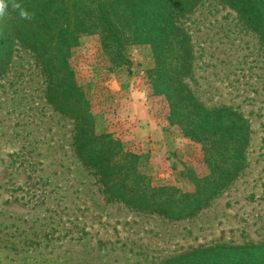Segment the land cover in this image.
<instances>
[{"label":"rangeland","instance_id":"obj_1","mask_svg":"<svg viewBox=\"0 0 264 264\" xmlns=\"http://www.w3.org/2000/svg\"><path fill=\"white\" fill-rule=\"evenodd\" d=\"M181 25L195 50L190 84L208 106H231L253 132L248 167L195 217L170 221L109 202L92 170L76 158L75 123L47 103L35 55L16 44L0 76V264H161L202 247L264 244V46L238 15L207 0ZM99 35L69 54L98 134L140 157L155 186L192 192L190 172L207 173L202 148L169 120L148 78L149 44L110 70Z\"/></svg>","mask_w":264,"mask_h":264},{"label":"trees","instance_id":"obj_2","mask_svg":"<svg viewBox=\"0 0 264 264\" xmlns=\"http://www.w3.org/2000/svg\"><path fill=\"white\" fill-rule=\"evenodd\" d=\"M207 0H17L31 19L8 8L0 18V76L16 44L30 50L47 78L46 100L75 123L74 153L98 177L109 202L158 214L170 221L195 217L241 178L252 141L250 122L231 106H208L190 84L195 50L181 20ZM234 11L264 46V0H217ZM99 35L110 70L133 62L127 52L149 44L154 67L148 78L168 102L170 122L202 148L207 173L190 172L192 192L155 186L139 168L140 157L111 134H98L90 102L76 81L69 54L85 35ZM161 264H264V244L215 245Z\"/></svg>","mask_w":264,"mask_h":264},{"label":"clouds","instance_id":"obj_3","mask_svg":"<svg viewBox=\"0 0 264 264\" xmlns=\"http://www.w3.org/2000/svg\"><path fill=\"white\" fill-rule=\"evenodd\" d=\"M9 7H11L12 10H18L21 19H31L30 14L22 8L17 0H0V18L6 16Z\"/></svg>","mask_w":264,"mask_h":264}]
</instances>
